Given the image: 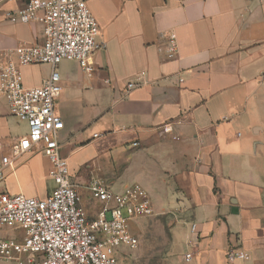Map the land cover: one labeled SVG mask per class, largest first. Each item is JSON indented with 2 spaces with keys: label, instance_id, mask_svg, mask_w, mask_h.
<instances>
[{
  "label": "crops",
  "instance_id": "crops-1",
  "mask_svg": "<svg viewBox=\"0 0 264 264\" xmlns=\"http://www.w3.org/2000/svg\"><path fill=\"white\" fill-rule=\"evenodd\" d=\"M27 2L0 0V52L44 42V25L6 18ZM89 6L106 43L94 57V73L74 61L57 69L61 155L89 220L102 209L89 190L93 181L114 193L140 185L155 215L177 217L173 234H183L190 264H229L231 247L251 257L234 264H264V1L91 0ZM50 72L48 65L24 67V85L39 87ZM139 79L147 84L124 97L126 84ZM167 124L173 132L161 133ZM28 132L1 98L0 162ZM51 168L44 154H26L7 169L0 192L44 200L56 188ZM4 230L0 239L23 236Z\"/></svg>",
  "mask_w": 264,
  "mask_h": 264
},
{
  "label": "built area",
  "instance_id": "built-area-1",
  "mask_svg": "<svg viewBox=\"0 0 264 264\" xmlns=\"http://www.w3.org/2000/svg\"><path fill=\"white\" fill-rule=\"evenodd\" d=\"M90 1L28 0L22 9L6 15L11 23L44 25L45 40L0 52V99L5 98L11 115L29 127V132L11 145L10 152L4 151L0 183L5 181L7 169L20 157L42 153L52 165L49 176L56 188L44 200L0 192V229L23 232L21 238L0 239L1 259L19 264H120L121 252L139 245L132 230L133 222L155 216L152 201L140 185L114 193L95 180L89 190L102 209L95 220H89L81 196L72 184L69 164L61 155L64 122L58 114V100L63 87L58 66L63 61H74L90 76L95 71V55L106 49ZM168 40V54L174 57L176 35L171 33ZM39 65L50 66V75L41 86L26 87L22 69ZM146 84L143 79L130 81L124 97ZM160 131L171 134L172 124L164 125ZM196 228L193 225L192 231ZM191 259L192 254L188 253L186 261ZM226 259L234 264L247 262L251 257L231 247Z\"/></svg>",
  "mask_w": 264,
  "mask_h": 264
},
{
  "label": "rangeland",
  "instance_id": "rangeland-1",
  "mask_svg": "<svg viewBox=\"0 0 264 264\" xmlns=\"http://www.w3.org/2000/svg\"><path fill=\"white\" fill-rule=\"evenodd\" d=\"M107 217L111 219V214L108 213ZM176 218L169 213H159L150 218H137L132 224V230L139 238V245L135 249L121 252L119 263L190 264L186 261L185 255L190 249L184 243L183 234L177 232L173 234ZM6 232L7 230L2 231L0 238L4 237ZM0 264L19 263L0 258Z\"/></svg>",
  "mask_w": 264,
  "mask_h": 264
}]
</instances>
